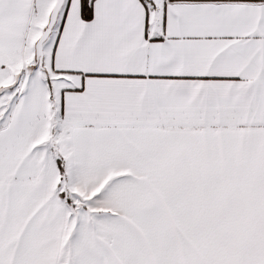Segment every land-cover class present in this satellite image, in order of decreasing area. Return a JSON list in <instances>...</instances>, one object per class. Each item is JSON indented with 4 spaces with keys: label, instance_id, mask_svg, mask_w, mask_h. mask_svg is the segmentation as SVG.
<instances>
[{
    "label": "snow or ice",
    "instance_id": "1",
    "mask_svg": "<svg viewBox=\"0 0 264 264\" xmlns=\"http://www.w3.org/2000/svg\"><path fill=\"white\" fill-rule=\"evenodd\" d=\"M0 264H264V0H0Z\"/></svg>",
    "mask_w": 264,
    "mask_h": 264
}]
</instances>
